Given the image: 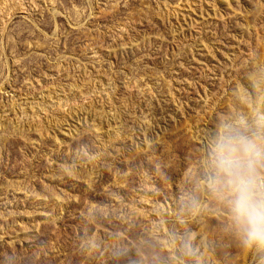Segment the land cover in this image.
<instances>
[{"label":"rangeland","instance_id":"1","mask_svg":"<svg viewBox=\"0 0 264 264\" xmlns=\"http://www.w3.org/2000/svg\"><path fill=\"white\" fill-rule=\"evenodd\" d=\"M257 115L264 0H0V264H264L203 183Z\"/></svg>","mask_w":264,"mask_h":264},{"label":"clouds","instance_id":"2","mask_svg":"<svg viewBox=\"0 0 264 264\" xmlns=\"http://www.w3.org/2000/svg\"><path fill=\"white\" fill-rule=\"evenodd\" d=\"M204 185L227 210L228 230L250 253L264 254V115L212 125ZM191 209L198 201L191 200Z\"/></svg>","mask_w":264,"mask_h":264}]
</instances>
